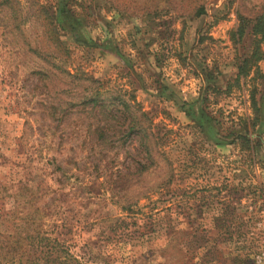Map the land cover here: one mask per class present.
Here are the masks:
<instances>
[{"label":"rangeland","instance_id":"374dc122","mask_svg":"<svg viewBox=\"0 0 264 264\" xmlns=\"http://www.w3.org/2000/svg\"><path fill=\"white\" fill-rule=\"evenodd\" d=\"M32 1L55 23L61 60ZM16 8L17 27L0 19V264H264V57L226 90L253 50L264 0ZM54 62L134 97L159 144L154 165L135 159L137 141L112 138L129 123L118 111L61 113L91 87L59 93L35 72ZM244 114L259 117L252 159L232 142Z\"/></svg>","mask_w":264,"mask_h":264},{"label":"trees","instance_id":"16d2710c","mask_svg":"<svg viewBox=\"0 0 264 264\" xmlns=\"http://www.w3.org/2000/svg\"><path fill=\"white\" fill-rule=\"evenodd\" d=\"M17 0H0V19L7 24V26L17 27L20 24L19 18L17 16L18 10L16 8ZM31 5L33 6V18L37 22L46 25L49 34L55 35L52 36L56 42V55H54L55 60H61L63 54L61 50L63 48L60 38L57 33L55 23L51 16L49 15L45 6H43L38 1H32ZM32 16V15H31ZM262 16L257 18L253 25V34L255 36V45L251 54L248 57L241 59L237 65V75L233 83H229L226 87L227 91H230L233 85H241L245 83V79L249 76L252 69L256 70L255 65L259 60L264 57V52L259 48V42L261 39H264V21H262ZM244 34V27H239L234 31V38L236 41L242 39ZM38 49H33V54L40 57L38 54ZM64 61V60H63ZM38 74L45 75L46 77L52 78L53 80H58L61 87H59V93L64 92L71 94L74 91V88L70 85H77L87 88L90 86V94L87 95L82 93L78 101H69L64 104V107L61 108V113L66 115L69 110H73L76 107H80L83 111L94 114L96 111L98 114H105L107 118L115 117L114 113L119 112L125 118H129V123L127 129L123 130L121 127L118 130L113 131L112 138H122L124 140L132 139L137 141V146H135V159L139 160V156L147 158L150 160L151 164L154 165L155 156L159 153V144L155 138L154 133L151 131L149 125L148 115L141 109L140 105L134 97L124 98L122 94L118 92H110L109 94H104L106 92V87L103 81L94 78L93 76L88 75L83 71L76 70L71 72L68 68L58 63H53V66L37 69ZM87 92V91H86ZM254 104H256L254 102ZM255 107V105H254ZM239 118V124L245 130V133L242 131L233 135L232 142L234 144H239L241 150L247 153V156L252 159L254 157V147L255 144L248 136L249 127H255L259 121L258 116L250 117L249 115H241ZM104 127L98 126L95 129V133L98 140L104 138ZM119 132L117 136L116 133ZM143 152V153H142ZM141 168H138L140 172L149 168L150 165L147 163H141ZM75 264H84L75 260Z\"/></svg>","mask_w":264,"mask_h":264}]
</instances>
